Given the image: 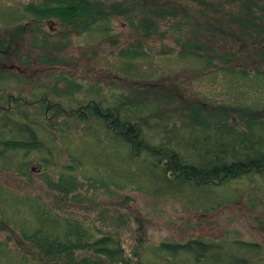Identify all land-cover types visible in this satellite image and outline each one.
I'll return each mask as SVG.
<instances>
[{"label": "rangeland", "instance_id": "obj_1", "mask_svg": "<svg viewBox=\"0 0 264 264\" xmlns=\"http://www.w3.org/2000/svg\"><path fill=\"white\" fill-rule=\"evenodd\" d=\"M80 1H0V8L6 10L0 12V108L8 107L9 96L31 103L47 94L52 95L51 105L58 102L56 96H61V104L68 112L91 100L112 110L121 96H128L133 105L147 103L148 116L154 120L143 133L139 131L144 142L133 137L137 130L132 133L129 140L135 143H127V151L144 159L145 150L176 149L180 161L186 164L197 162L192 156L195 139H186L191 128L201 127L193 123L192 114H201L213 121L212 125L219 121L238 130L246 128L244 109H252L259 97V93L251 91L252 85L246 83L241 91L232 89L223 72L210 77L206 68L180 57L189 51L185 48L187 42H203L210 48L202 49V53L213 64H221L218 58L230 53L233 65L264 71V42L255 48L232 39L244 35L251 42L264 40V30L245 15V1ZM68 2L90 10L88 21H63L62 14L57 13L52 33L48 32L50 24L36 22L24 10L29 4L66 8ZM105 26L110 27L106 36L100 34ZM23 104L13 102L12 116L20 121L41 120L35 124L43 130V138L54 143L56 164L45 166L33 153L26 175L0 167L1 186L22 196H40L63 217L82 222L96 234L115 236L131 264L151 263L147 248L152 250L163 243L184 244L193 239L217 243L229 238L259 243L264 250L263 171L258 173L259 178L251 179L244 173L234 182H210L207 185L215 187H210L209 196L204 186L196 185L199 180L190 179L188 174L192 183L179 197L152 195L136 186L121 190L123 183L102 179L96 170L81 166L80 159H75L77 153L99 156L95 140L86 137L94 133L106 135L107 124L86 126L55 108L45 117L29 116L20 110L26 105ZM26 106L35 113L37 107L46 109L48 104ZM257 109L255 113L262 108ZM134 123L138 121L131 123L133 130ZM170 154L171 160L162 161L169 167V160L171 164L174 160V154ZM87 162L98 160L90 157ZM66 166L72 171H64ZM51 183L78 187L69 190V195L60 194L49 189ZM7 228L0 222L1 242L12 248L24 243L18 232L14 236Z\"/></svg>", "mask_w": 264, "mask_h": 264}, {"label": "trees", "instance_id": "obj_2", "mask_svg": "<svg viewBox=\"0 0 264 264\" xmlns=\"http://www.w3.org/2000/svg\"><path fill=\"white\" fill-rule=\"evenodd\" d=\"M226 1H245L246 17L264 30V0ZM81 2L85 3L86 0ZM4 9L0 8V12L6 11ZM24 10L28 15L43 19L55 16L50 13H61L62 20L69 22L85 23L84 20L88 21L90 17V10L79 4L54 11L39 10L34 4H29ZM109 30L110 27L105 26L100 34L106 36ZM232 39L236 43L255 48L262 47L261 44L264 42V40L251 42L244 35L235 36ZM185 48L189 51L182 52L181 59L197 62L201 68L207 69V75L210 77L223 72L228 77L229 85L233 86L232 89L241 91L246 83L251 84V91L259 93L256 103L264 101V71L258 69L249 71L242 66L233 65L231 63L233 56L230 53H224L220 56L221 58H218L222 61L221 64L219 61L213 64L202 53V49L210 48L203 42L193 44L187 42ZM261 51L264 52L263 47ZM192 67L195 68L197 65ZM129 101H131L130 97L121 96V101L116 102L112 110L114 113L119 111L122 119L117 121L113 128L106 126V135L94 133L86 137L95 140V147L100 149L96 151L99 156L83 153L75 155V159H80L81 166L96 170L100 178L123 183L120 186L121 190L125 186H136L152 195L179 197L188 187L186 185L192 183L190 179H197L199 182H195L196 185L200 183V187L204 186L203 188L208 190L204 193L209 196L210 187H215V184L207 185L210 182H234L235 177L244 175L242 170H251L245 174V177L251 179L259 178L258 173L261 171H263L261 175H264V102L257 105L253 103L252 109H244L247 112V115L243 117L246 125L244 130L223 126L219 121L217 125H212L213 121L207 120L201 114H192L193 123L201 127L191 128L186 139H195L192 156L197 162L186 164L180 161L176 149L160 147L152 151L145 150L147 155L144 159L127 151L126 144L134 142L129 140L134 130L128 123L138 121L134 125L143 133L154 120L152 116H148L147 103L133 105ZM81 107L83 105L79 108ZM257 108L262 109L255 113ZM22 109L29 116H47V109L44 107H39L35 113L29 112L26 105L20 108L21 111ZM20 110L17 113H20ZM13 114L15 113L11 110L0 112V167L26 175L25 171L33 163L31 159L33 153H37L38 161H42L45 166L55 165L56 159L53 154L55 145L49 139L43 138L41 135L43 130L36 125L41 120L34 118V120L20 121L12 116ZM78 114L82 115L80 122L86 126L95 123L103 127L107 124V118L100 117L97 106L85 107ZM242 123L244 124L242 121L240 125ZM110 131H113L114 135H111ZM116 132L120 134H115ZM44 134L49 133L44 131ZM139 138V142H144L142 138H140L141 141ZM161 153L174 154V160H172L174 171L167 163L162 162L168 158ZM90 157H96L98 162H87ZM45 166L43 167L46 168ZM70 168L74 169L73 166ZM63 170L67 171L68 166ZM186 174L190 176V179ZM114 185L119 186L118 183ZM223 186L224 184L219 187ZM77 187L78 185H75L74 189ZM49 189L68 195L69 190H74L72 187L55 186L53 183L49 185ZM0 222L8 227L12 235L17 236L18 232L24 241L16 248L9 247L0 241V264H131L130 259L126 257L123 245L115 236L96 234L82 222L71 217L65 218L57 213L40 196H22L1 185ZM146 251L153 260L149 264H264V250L259 243L230 241L229 238L217 243L207 242L204 239H193L184 244L163 243L152 250L147 248ZM139 264L146 263L139 261Z\"/></svg>", "mask_w": 264, "mask_h": 264}, {"label": "bare ground", "instance_id": "obj_3", "mask_svg": "<svg viewBox=\"0 0 264 264\" xmlns=\"http://www.w3.org/2000/svg\"><path fill=\"white\" fill-rule=\"evenodd\" d=\"M86 33H88V32L86 31ZM51 96L52 95L43 94L42 96L36 97L35 101H33L31 103H27V104L32 106V107L40 106L43 103L44 104H48L49 103L48 105H51L50 104L51 102H50V99H49V97H51ZM57 97L60 98L62 100V102H61V100L57 99ZM67 98L69 99V95H67ZM56 100H58V102H55L53 105L55 106V109L57 111H59L60 113L64 114L65 116H68L70 118H73L74 116L77 117V114L72 115L74 112H76V110H71L70 112H68L67 109L63 108V105L61 103L64 102V99L61 96H56ZM100 104H101V106H100ZM100 104H97V102L91 100V101L88 102V104L83 105V107H81V108H85V107H88V106H97L98 113H99L100 117L101 118H107V127L108 128L114 127L115 123L121 119L120 112L119 111H115V113H114V110H110V108H105L103 106L102 102ZM37 108H39V107H37ZM81 108H79L78 110L82 111L83 109L80 110ZM3 111H6V110H0V112H3ZM113 113L115 114L114 116H113ZM128 125H130L132 127L131 123H128ZM136 130H137V134H135L133 137H136L137 140H138V138L140 137V134H139L140 129L137 126H135V130L134 131H136ZM115 134H120V133L116 132ZM131 138H132V136H131ZM168 154H170V153H168ZM163 156H165V155H163ZM166 157L169 158V156H166Z\"/></svg>", "mask_w": 264, "mask_h": 264}, {"label": "flooded vegetation", "instance_id": "obj_4", "mask_svg": "<svg viewBox=\"0 0 264 264\" xmlns=\"http://www.w3.org/2000/svg\"><path fill=\"white\" fill-rule=\"evenodd\" d=\"M54 4H60V3L56 2ZM35 6L37 7V5H35ZM69 7H72V5H69V3H68L67 6H66V8H69ZM37 8H39V10H45V11L50 10V11H54L56 9H60V6H53L52 5V6H48V7H45V8L44 7H37ZM50 14H54L55 16H51V17H48L46 19H43V18H34V19H35L36 22H39V23L50 24L49 25L50 31H48V32L52 33L53 31H55L53 29V26L52 25L55 24V20H56L57 17H56V13H50ZM14 101H21V102H23L24 104L27 105V101L25 99H23L21 97L20 98H15L14 96H9L8 97V103H9V105H8V107H5L6 108L5 110H11L12 107H13V102ZM53 108H55L54 105H48L47 108H46L47 109L46 112L48 113ZM78 112H80V111L79 110H76V112H74L72 115L77 114L76 119L80 121L82 115L78 114Z\"/></svg>", "mask_w": 264, "mask_h": 264}, {"label": "water", "instance_id": "obj_5", "mask_svg": "<svg viewBox=\"0 0 264 264\" xmlns=\"http://www.w3.org/2000/svg\"><path fill=\"white\" fill-rule=\"evenodd\" d=\"M82 109H83V108H81L80 110H82ZM0 110H5V107H1ZM163 155H165V156H169V159H170V160L172 159V155H170V154H168V153H164ZM170 160H169V164H170V166H171L172 171H174V167H173V165L170 163ZM241 172H242V173H249V172H251V170H242Z\"/></svg>", "mask_w": 264, "mask_h": 264}]
</instances>
